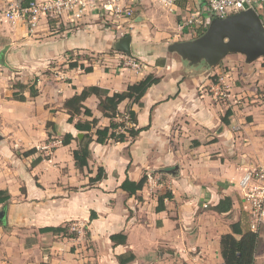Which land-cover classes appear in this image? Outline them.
<instances>
[{"label": "crops", "instance_id": "crops-1", "mask_svg": "<svg viewBox=\"0 0 264 264\" xmlns=\"http://www.w3.org/2000/svg\"><path fill=\"white\" fill-rule=\"evenodd\" d=\"M4 1L25 5H0ZM193 1L178 0L180 12ZM261 8L264 24V3ZM155 21L137 5L124 32L65 30L46 21L29 32L21 22L0 24V191L9 194L16 215L0 225V264H118L116 256L128 252L135 258L131 264H223L221 237L232 234L236 223L249 231L237 184L264 162V62L247 64L231 54L214 68H190L178 56L157 65L164 33L153 28L163 26ZM124 38L130 39L129 54L117 48ZM134 58L143 66L140 74L124 68ZM149 74L159 83L141 106L125 100L117 107L120 116L134 112L135 128L145 130L123 143L92 142L88 166L78 170L72 153L84 133L74 123L96 119L101 129L110 120L96 96L83 103L92 117L80 114L72 124L64 103L89 87L108 96L122 93ZM66 134L74 140L46 149ZM99 168L105 177L90 184ZM144 175L153 187L146 184L132 196L121 189L125 180L138 182ZM164 194L170 198L158 212ZM225 198L230 208L216 212ZM49 227L66 233L39 232ZM115 234H124L126 243L113 245ZM257 240L254 264H264V225Z\"/></svg>", "mask_w": 264, "mask_h": 264}, {"label": "built area", "instance_id": "built-area-1", "mask_svg": "<svg viewBox=\"0 0 264 264\" xmlns=\"http://www.w3.org/2000/svg\"><path fill=\"white\" fill-rule=\"evenodd\" d=\"M142 1L145 0H32L23 6L4 1L0 5V24L21 22L29 32H33L42 21L65 30L99 27L124 32L134 19L136 6ZM151 1L167 13L179 16V35L189 40L197 38L199 31L203 33L212 19L237 14L244 11L245 6L259 15L258 7L264 3V0H194L193 5L181 13L177 6L178 0ZM124 65V68L135 74L143 70L142 64L135 58L127 59ZM128 121L127 114L118 119V122L130 126ZM59 145L61 141L55 140L46 149L52 150ZM146 184L153 187V180L147 177ZM237 187L250 218L249 231L257 234L260 226L264 225V162L247 170Z\"/></svg>", "mask_w": 264, "mask_h": 264}, {"label": "trees", "instance_id": "trees-1", "mask_svg": "<svg viewBox=\"0 0 264 264\" xmlns=\"http://www.w3.org/2000/svg\"><path fill=\"white\" fill-rule=\"evenodd\" d=\"M31 0H24V4L30 2ZM261 20L262 17L259 16ZM202 34V31H199L198 36ZM70 68L77 67V64H70ZM85 73L92 72L91 68H85ZM159 83V79L149 74L140 81L136 82L132 86H128L127 89L122 93H115L112 96H108L107 92L97 88L89 87L81 91V93L74 95L72 98L67 100L64 103V108L69 116L68 123L72 124L74 119L77 118L80 114H83L86 117H92V114L88 108L84 106L85 100L90 96H96L99 99L98 108L102 115L105 118L110 120L109 126L104 128H97V120L92 119L91 121H77L74 123V128L78 132H83L84 136L81 142L78 145V148L73 151L72 156L75 162V167L82 171L88 166V159L90 157L89 145L92 142L103 145L108 141H113L115 143H123L128 139H135L139 133L144 129H136L135 125L137 123L136 114L132 111L126 112L128 115L130 126H126L125 122H118L115 119L122 118L123 115H119L117 111L118 105L125 101H131L133 104L141 106V99L146 94L147 90ZM22 89V86H19ZM36 91L34 88H30L31 97L36 96ZM14 98L18 101H23V97H17L16 94H13ZM229 113L226 114V117ZM223 122H226V118L223 119ZM50 124H48L49 126ZM121 130V131H120ZM123 130V131H122ZM93 136L95 140H93ZM74 138L70 134L63 136L61 140V145H68ZM34 150H30L23 154V156H28L32 154ZM41 161L40 158H37L32 162V166ZM105 177V174L101 168L98 169L97 174L94 178H90V184H95L101 181ZM147 176L144 175L138 182H130L125 180L121 184V189L125 191L129 196L135 195L138 191L146 185ZM165 198H170L168 194H164L158 197V205L156 211H161L163 209V200ZM10 200V196L6 191H0V205H5ZM230 208L229 199H223L219 204L214 208L218 213H223ZM95 214L92 213L90 219H94ZM40 233L52 232L55 234L66 233V228L56 227V228H43L39 229ZM232 234H227L221 237L220 239V248H221V257L223 264H254V255L257 247V234H254L250 231L243 232L238 223L231 225ZM233 235L241 236L239 240H236ZM69 237H75V234L72 233ZM110 241L113 245H124L126 243V236L124 234H115L110 236ZM134 255L130 252L116 256L118 264H131L134 261Z\"/></svg>", "mask_w": 264, "mask_h": 264}, {"label": "water", "instance_id": "water-1", "mask_svg": "<svg viewBox=\"0 0 264 264\" xmlns=\"http://www.w3.org/2000/svg\"><path fill=\"white\" fill-rule=\"evenodd\" d=\"M130 39L124 38L117 48L126 54L130 53ZM167 51L176 54L190 68H214L226 56L242 55L247 64L264 59V24L258 14L246 9L223 19H212L206 30L197 38L174 42ZM0 54V64L2 60ZM81 139L82 135L79 134ZM5 212H0V225Z\"/></svg>", "mask_w": 264, "mask_h": 264}, {"label": "rangeland", "instance_id": "rangeland-1", "mask_svg": "<svg viewBox=\"0 0 264 264\" xmlns=\"http://www.w3.org/2000/svg\"><path fill=\"white\" fill-rule=\"evenodd\" d=\"M140 5H141V7H145L146 9L151 11L152 15L154 16V18L156 20L155 21L156 24L163 25L160 27H156L153 25V28H156V30L158 28V29H160V31H162L164 33L163 37H162V48L160 50L162 57H160L159 59L156 60V64L160 65L161 63H164V60H165L164 57H168L171 59H174V58L178 59L177 55L169 53L167 51L168 45H170L174 42H181V41H186L189 39H188V37H185L183 35H179L178 28H177V22H174L173 15L169 16L168 14H166V12L164 10L163 11L161 10V7L157 3H155L151 0L142 1L140 3ZM258 13H259V15L262 14L261 5L258 7ZM261 60H263V62H264V59H261ZM1 211L5 212V217H4L3 222L10 221V220H12L13 217H16V215L13 213L14 210H12L9 207L8 203H6L5 205H0V212ZM12 222L14 223L17 221L15 219H13ZM14 226H15V228L17 227V225H14ZM68 230H69V232H73V231H71L70 228Z\"/></svg>", "mask_w": 264, "mask_h": 264}]
</instances>
